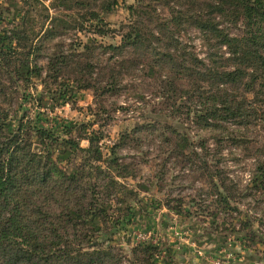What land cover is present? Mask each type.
I'll use <instances>...</instances> for the list:
<instances>
[{"label": "trees", "instance_id": "1", "mask_svg": "<svg viewBox=\"0 0 264 264\" xmlns=\"http://www.w3.org/2000/svg\"><path fill=\"white\" fill-rule=\"evenodd\" d=\"M51 1L47 6L43 0H23L16 18L0 30V72L13 68L28 87L33 77L45 74V81L60 87L50 96L57 102L74 90H92L96 98L121 95L129 77L148 71L162 104L173 112L164 108L143 115L125 139L133 136L142 146L148 135L169 134L179 158L188 164L199 160L206 171L207 136L217 147L226 142L238 147L250 143L245 138L257 122L264 123V0ZM119 6L128 19L115 29L103 17ZM5 21L0 14V23ZM229 25L242 26L241 36H232ZM192 29L207 49L205 59L181 39ZM183 109L198 139L163 119ZM26 119L24 114L13 128L0 109V264H122V254L105 247L123 221L107 209L116 197L109 191L125 190L117 177L126 178L127 168L117 150L111 148L104 162L98 132L82 127L74 139L72 124L61 132ZM221 152L219 147L216 154ZM260 162L252 181L264 194V157ZM114 167L125 173L115 176ZM221 176L209 172L213 192H201L206 197L201 202L207 210L233 213L230 201L236 194L221 192L215 182ZM155 257L151 246L133 249L136 264H157Z\"/></svg>", "mask_w": 264, "mask_h": 264}, {"label": "rangeland", "instance_id": "2", "mask_svg": "<svg viewBox=\"0 0 264 264\" xmlns=\"http://www.w3.org/2000/svg\"><path fill=\"white\" fill-rule=\"evenodd\" d=\"M22 1L0 0V14L6 19L3 25L0 23V30L16 18L23 8ZM43 1L47 6L52 5L51 0ZM103 18L118 29L127 21L128 14L119 6ZM228 32L241 36L242 26L229 25ZM80 38L86 41L84 35ZM181 39L200 58H206L207 49L197 30L183 32ZM45 64L41 58L40 65ZM32 81L31 87L19 83L13 68L0 72V109L8 115L13 128L24 114L26 121L36 122L39 127L57 126L61 132L64 126L72 124L74 139L83 134L82 127H85L88 132L99 133V154L104 162L110 156V149L115 148L121 159L119 163L127 168L126 178L117 177L125 190L116 186V190L109 191L116 197L107 209L110 215L116 213L123 221L105 244L122 254V264H136L133 249L139 246L155 248L157 264H264V194L256 190L252 181L263 164L260 160L264 157V123L257 122L245 138L249 144L236 147L226 142L219 146L222 147L220 154H216L219 150L216 142L207 136L210 151L202 155L208 159L206 171L199 160L188 164L179 158L174 138L169 134L164 136L166 142L164 138L148 135L142 146L133 136L125 139L143 115L161 112L164 108L173 112L162 104L156 80L148 71L129 77L121 95L96 98L92 90H74L58 99V103L50 97L52 92H60L54 81H45V74L42 78L33 77ZM41 98L43 107L37 109ZM184 111L163 119L177 126L181 133L188 132L192 140L198 139V130ZM88 146L87 141H81V147ZM104 162L101 165L105 167ZM120 169L110 170L118 176L125 173ZM215 171L223 175L215 180L221 192L232 190L236 194L230 201L233 213H224L221 207L207 210L201 202L206 199L201 192H213L208 176ZM129 207L131 214L127 217Z\"/></svg>", "mask_w": 264, "mask_h": 264}]
</instances>
